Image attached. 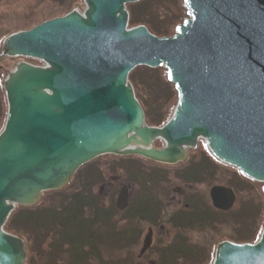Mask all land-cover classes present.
Listing matches in <instances>:
<instances>
[{
    "label": "water",
    "instance_id": "water-1",
    "mask_svg": "<svg viewBox=\"0 0 264 264\" xmlns=\"http://www.w3.org/2000/svg\"><path fill=\"white\" fill-rule=\"evenodd\" d=\"M82 1L83 10L16 32L0 47V62L22 58L2 82L0 264H27V241L5 230L15 210L65 189L99 157L177 166L203 142L218 162L264 184V0H184L187 18L171 38L130 27L127 7L142 0ZM139 67H164L176 89L162 127L146 123L137 100L129 76ZM127 198L122 189L119 210ZM209 198L227 212L237 197L214 185ZM150 245L147 234L140 257ZM214 254L211 264H264V226L258 242L222 241Z\"/></svg>",
    "mask_w": 264,
    "mask_h": 264
},
{
    "label": "trees",
    "instance_id": "trees-1",
    "mask_svg": "<svg viewBox=\"0 0 264 264\" xmlns=\"http://www.w3.org/2000/svg\"><path fill=\"white\" fill-rule=\"evenodd\" d=\"M79 1L0 0V47L6 37L16 32L31 30L38 24L67 15ZM127 8L130 12V27L143 25L159 38H171L176 33V27L187 18L184 0H142ZM129 79L146 114V123L152 127L164 126L173 115L178 101L176 89L170 84L166 69L139 67L130 74ZM7 109L0 79V132L6 121ZM200 143L203 149L200 162H196L192 156L189 162L193 163L181 176L197 187L204 182L207 196L214 185L230 187L237 194L238 204L232 211L220 212L212 207L207 197L202 220L201 214H198V218H191V222L199 230L205 227L214 230L220 225H228L235 232L225 231L221 232V236L214 237L211 233L208 244L202 246L185 245L186 241H179L152 248L141 257L136 255L134 246L141 238L136 210L130 221L131 228L128 229L114 199L112 204L107 205L98 192L101 183L109 182L111 175L117 173V163L113 162L119 159L112 157L110 159L114 160H108L103 165L94 162L82 167L72 186L59 191L57 194L60 196L52 202L15 210L5 230L27 240V264H211L215 248L221 240L241 244L258 242L264 226V184L255 183L237 169L221 164L208 151L206 144ZM156 145L161 146V143L156 142ZM85 170H88L92 223L85 193ZM135 173L143 174V170L140 168L138 172L135 171L134 176ZM143 175L140 176L145 180L147 196L151 192L149 189L154 187L156 190L157 182L150 171ZM158 191L161 195L160 187ZM161 209L162 202H159L149 211L158 213ZM197 210L202 211L203 208ZM186 220L182 219L183 224L180 222L176 227L186 226ZM151 252L155 256L153 260L149 259Z\"/></svg>",
    "mask_w": 264,
    "mask_h": 264
},
{
    "label": "flooded vegetation",
    "instance_id": "flooded-vegetation-1",
    "mask_svg": "<svg viewBox=\"0 0 264 264\" xmlns=\"http://www.w3.org/2000/svg\"><path fill=\"white\" fill-rule=\"evenodd\" d=\"M188 155H189L188 160L186 162L178 164L177 166H168V165L165 166L156 162L153 163L145 158L136 157V156L118 157L119 160L116 166L117 174L115 176L111 175L110 177L111 182H106L100 185L98 189L99 196L100 195L102 197L104 196L103 198L106 197L104 192L106 187L109 188L108 195H111V193L113 192V196L112 199L110 200V204H112L111 202L114 199L116 208H117L116 201L118 196L122 192V189H126L128 193V198H127L128 204L123 208V210H119L118 208L117 210L120 212L128 229L131 228L132 224L130 223V221H132L133 216H135L134 210H136L137 213L136 215H138L137 217L138 224L143 225L144 227L147 228V232L144 234V236L142 235L143 233L141 232L142 244H144V241L147 238V234L151 236V245H150L151 247L148 250L152 248H158L153 246V244L156 241L155 239L157 235L156 233H158L160 230L164 231L167 228L168 231L171 232L170 238L166 240V243H163L164 242L163 239H159L158 245L161 243L167 245L170 243H178L179 241L180 242L186 241V243H184L185 245L202 246L203 244H208L209 242L208 227L203 228V230H199V228L197 226H194L195 224L191 221L193 220L194 217L198 218L196 217L198 214H201V220H202L204 214L203 211H206L204 209L207 206V200L209 198L210 191L208 193V198H207L206 193L203 192L204 190L203 191L201 190V187H204L205 185L204 182L198 184L197 187L195 184L191 183L190 181H187V179L181 176L182 172L186 173L189 165L193 163V162H189L191 156L190 152L188 153ZM200 160L201 157L199 159L198 158L195 159L196 162H200ZM140 168L143 170V174L148 173L150 171L151 175L155 178L157 182L156 190L154 187H152L151 189H149L151 191L150 195L147 196H145V188H146L144 187L146 185L145 180H142V177L144 175L140 173L138 174L135 173L134 176V172L135 171L138 172ZM84 173H85L84 179L85 181H87L85 193L87 197L88 213L90 215L91 223H92L88 170H85ZM140 175H142V177ZM75 177L72 179L71 181L72 183H74ZM159 187L160 189H162V191H160L161 195H159L158 193ZM78 188L79 187H77L76 189ZM196 197H198V199H196ZM104 201L105 202L107 201L106 198L104 199ZM159 202H162V209L160 210V212L157 213L155 210H152V212H150L149 211L150 208L153 207V205H157V203L159 204ZM237 202H238V197L236 198L235 205ZM235 205L229 211L234 210ZM197 209H200L202 211H199ZM182 219L184 220L187 219L186 220L187 225L177 228L176 224L178 223L180 224V222L181 224H183ZM195 232H200L202 234L204 233L205 235L203 239L194 238L192 234ZM226 240L227 239L223 241Z\"/></svg>",
    "mask_w": 264,
    "mask_h": 264
},
{
    "label": "rangeland",
    "instance_id": "rangeland-1",
    "mask_svg": "<svg viewBox=\"0 0 264 264\" xmlns=\"http://www.w3.org/2000/svg\"><path fill=\"white\" fill-rule=\"evenodd\" d=\"M84 7H85V5H84V3H83V1L82 0H80L79 2H76V4L74 5V7H73V9H75V8H78V9H80V10H83L84 9ZM72 9V10H73ZM22 60V58H16V59H7V60H5V61H3V62H0V79H1V84H2V82L5 80V78H6V75L8 74L7 72H9V71H11V70H13L14 68H15V66H16V64L17 63H19L20 61ZM25 61H28V59L26 60V59H24ZM30 60H32V59H30ZM36 61V60H35ZM39 61V60H38ZM30 62V61H29ZM40 63H38V64H35V65H43V63L41 62V61H39ZM32 63V62H31ZM34 64V63H33ZM174 113V112H173ZM172 117V116H171ZM157 142H160L161 143V146H158V145H156V143H155V145L157 146V147H163V143L161 142V141H157ZM200 143V142H199ZM207 147V146H206ZM203 153V149H202V147H201V143L199 144V147H198V149L197 150H192V151H190V154H191V156H190V158L192 159V156H194V158H200V157H202V154ZM110 157H112V158H115V159H119L118 157H115V156H104V157H99V159H97V160H95V161H93V162H91V163H94V162H98V164H101V165H103V164H105V162L106 163H108L109 161L108 160H114V159H110ZM113 163H117V161H114ZM90 164V163H89ZM230 167V166H229ZM100 168H104V166L103 167H100ZM81 169H79V171H80ZM174 170V169H173ZM79 173V172H78ZM77 173V174H78ZM84 173V172H83ZM117 174V173H116ZM116 174H112V175H116ZM77 176V175H76ZM109 182H111V181H109ZM104 183H106V182H103V183H101V185L102 184H104ZM261 184V183H260ZM69 186H72L71 184L69 185ZM69 186H67V187H69ZM66 187V188H67ZM65 188V189H66ZM117 189V188H116ZM170 189V188H169ZM62 190H64V189H62ZM62 190H60V191H62ZM201 190L203 191V192H207V187L206 186H204V187H201ZM109 188L108 187H106V189L104 190V192H105V198H106V204L107 205H109L110 204V200L112 199V196H113V192L111 193V195H108L109 194ZM118 191V190H117ZM59 191H55V192H45L43 195V198H42V200H41V202L40 203H45V202H52L53 200H55L57 197H59L60 196V194H57ZM117 193V192H116ZM171 194V193H170ZM117 195V194H116ZM207 196V195H206ZM104 197V196H103ZM208 197V196H207ZM104 198V199H105ZM115 198H116V196H115ZM39 203V204H40ZM237 204H238V202L236 203V205H235V207H237ZM234 207V208H235ZM18 209V208H17ZM16 209V210H17ZM140 230H141V232L143 233L142 235L144 236V234L147 232V228L146 227H144L143 225H140ZM225 231H229V233L230 232H235L234 230H233V227H231V226H228V225H226V226H224V225H220V226H218V227H215L214 228V230H211V229H209V234H211L212 233V235H213V237L214 236H221L220 234H221V232H225ZM157 235H156V237H155V239H156V241H155V243L153 244V246L154 247H158L159 248V246L160 247H163L165 244H163V243H166V240H168L169 238H170V236H171V232L170 231H168V228L167 229H165L164 231H159L158 233H156ZM193 236H194V238H200V239H203V237H204V233L202 234V233H200V232H195V233H193L192 234ZM19 236V235H18ZM210 236L211 235H209V237L208 238H210ZM21 237V236H20ZM23 238V237H22ZM141 238H142V236H141ZM140 238V239H141ZM23 239H25V238H23ZM159 239H163V243H161V244H159L158 245V242H159ZM26 240V239H25ZM27 241V240H26ZM223 240H221L220 242H222ZM136 245L134 246L135 248V252H136V255H138V254H140V252H141V249H143V244H142V239L141 240H139V241H137V243H135ZM218 244H219V242H218ZM217 244V245H218ZM28 251V250H27ZM215 256V255H214ZM154 259L155 258V256H154V253H152L151 252V254H150V256H149V259ZM27 262V261H26Z\"/></svg>",
    "mask_w": 264,
    "mask_h": 264
}]
</instances>
